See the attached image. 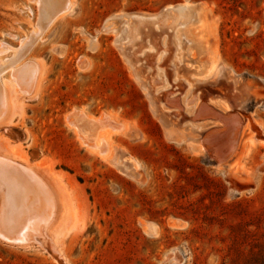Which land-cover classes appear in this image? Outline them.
Masks as SVG:
<instances>
[{"label":"rangeland","instance_id":"rangeland-1","mask_svg":"<svg viewBox=\"0 0 264 264\" xmlns=\"http://www.w3.org/2000/svg\"><path fill=\"white\" fill-rule=\"evenodd\" d=\"M65 2L0 0V162L43 177L54 205L32 243L0 238V264H264V0H71L54 19ZM185 2L216 20L222 69L193 83L192 113L172 43L160 62L159 48L142 57L164 72L151 73L150 98L127 63L141 59L137 50L118 48L103 27L113 15ZM76 112L112 113L128 126L114 142L131 168L86 149ZM218 114L224 126L206 120Z\"/></svg>","mask_w":264,"mask_h":264},{"label":"bare ground","instance_id":"bare-ground-1","mask_svg":"<svg viewBox=\"0 0 264 264\" xmlns=\"http://www.w3.org/2000/svg\"><path fill=\"white\" fill-rule=\"evenodd\" d=\"M38 1L41 5L42 0H38ZM70 1L71 0H66L65 6L62 7V9L60 10L61 12L58 13L56 12L57 14L55 15L54 19H56L61 13L66 11L67 8L69 9V6L72 4V2ZM47 5H43V6L46 7ZM205 8L206 7L203 4H193V3L185 2L178 5L166 6L160 12L155 14H128V15L126 14L125 16L118 14V15L110 16L105 21L106 23L104 24L103 27L104 29L112 31L115 34L116 42L118 41L119 45H117L116 43L115 44L118 46V48L119 46H122L123 48L125 47L133 48V52L134 50H137L136 52L138 53V57H140L141 59L139 61H137L138 59L135 60L137 62H135V64L131 66L132 62L129 60L133 58L132 57L133 54H132V56L129 55L131 59H129L127 63L130 65L129 69H131L132 73H134L133 75L134 79L141 88V90L144 92L145 96L150 98L153 97L152 94L153 92H151L152 83L150 78H151V73L154 71L156 67L158 70L157 77L160 79H164V72L162 71V69L158 66H155L154 68L150 67V65L146 63V60H144L146 58L145 56L149 54H154L156 50L159 48V52L156 53L157 56L156 59L154 60L155 62H160L162 56L166 53H169V47L171 43L175 47L174 48L175 77L183 78L188 85L187 91L185 94H183L181 100L182 103L186 106L188 113H192L194 111L198 100L196 99L193 106H191L190 108H188V106L186 105L188 93L191 91V88L193 87V83H195V81L208 80L213 76L216 77L220 75L222 69L219 64L218 54L216 50V42H215L216 20L213 19L212 17H209L207 19L203 11ZM50 22H52V19ZM199 33L201 35L200 38L196 36V34ZM157 38L160 39L161 46L157 45ZM90 42L91 43L94 42V38H92ZM197 42H200L201 45H198ZM202 53L205 54L207 57L204 60L201 58V55H203ZM126 55L125 57L128 56ZM142 57L145 58L142 59ZM16 74L15 76H17ZM36 77H40V75L39 76L36 75ZM20 82H17V84L21 85ZM212 101L223 111H228L230 108L228 102L225 99L214 98V100ZM0 107H2V105ZM154 109L157 112L156 107ZM162 109L159 110V112L162 111ZM156 114L157 113H155V115ZM74 117L77 118L76 116ZM111 119L114 120L113 116L110 113H104L98 118L97 117L93 118L88 116L87 120L84 119V121L85 120L87 121L86 124H88L89 126H91V124H94L96 129H99L100 127L102 128V126L103 127L105 126L104 128H106V125L108 127L104 130H101V128L98 130L96 137L94 136L96 140L95 141L96 145H93L94 143L91 144V142L89 143L90 140L88 142L87 140H85L86 141L85 143H86V149L89 152H91L97 157L107 160L108 162H110V164L117 167L118 165L122 164V161L121 158L117 159V157H115L112 154L113 147L112 145H110L109 142L111 139L110 136L124 133L125 128L123 125H122L123 129H122V127L119 128L120 127L119 124H118L119 127H117V125L115 124H111L109 122ZM107 120L109 121L106 122ZM164 122L165 121H163V123ZM203 122H194L195 124L190 125V129L198 130V131L202 129L204 130V128H206V126L209 124ZM81 125H82L81 127L78 126V128L76 129L79 132L78 135H81L83 138L87 137L88 139V136H91L92 129L89 128L88 125L82 128L84 125L83 124ZM73 130L75 131V129ZM170 132L171 131H169V133ZM101 142L107 144L108 148L104 146L107 149L106 151H103V147H101L102 150L101 148H99L102 145L98 147V145ZM200 146H198L195 151L202 153L203 151ZM211 147L215 152H217L218 148L216 147L214 142L211 143ZM3 162L5 161L3 160ZM32 168H28V169H32ZM38 177H39L38 175H34L30 171L25 170L23 168L22 169L13 168V167L10 168L5 166V164L3 165L0 162V238L4 239L5 242L11 241L12 243L16 242V244L17 243L21 244L26 242L29 243L30 241L32 243V240H35L36 235L39 234L41 235L40 231L43 230L42 228H40L41 223L45 221L44 219H46V216L49 214L50 211H51L50 214H52L51 205L53 204L51 203L52 200L50 199L51 198L50 194L46 189V187L44 186L45 184L40 180L41 178L43 179V177H41L40 179ZM54 208L56 207H53V211ZM44 223L47 225L48 222L47 223L44 222ZM50 224H52V222ZM144 230L150 235H155L157 233L156 226L151 223L144 225ZM50 231L48 230V235ZM34 243H36V241Z\"/></svg>","mask_w":264,"mask_h":264},{"label":"crops","instance_id":"crops-1","mask_svg":"<svg viewBox=\"0 0 264 264\" xmlns=\"http://www.w3.org/2000/svg\"><path fill=\"white\" fill-rule=\"evenodd\" d=\"M79 116H81V117H79ZM111 115H114V114H112V113H110ZM102 115V114H101ZM101 115H99V116H97V118L98 117H100ZM75 116H77V122H76V120H75V122H73L74 123V125H76L75 127H81L82 125L81 124H83L84 126L82 127V128H84V127H86L88 124H86L87 123V117L89 116V117H93V118H96L95 116H91V115H87V114H82V113H79V112H76V114H75ZM84 119H86L85 121H84ZM82 120H83V122H82ZM112 120V121H111ZM110 120V123L111 124H115V125H117V127H119V125H120V127L119 128H121L122 127V129H123V126H124V128L125 129H127L128 128V126L124 123H121L120 124V122L118 123V122H115L113 119H111ZM98 121V120H97ZM115 122V123H114ZM75 123H77V124H75ZM79 123H81V124H79ZM119 124V125H118ZM123 125V126H122ZM89 126V125H88ZM101 126V125H100ZM93 127V128H92ZM105 127V126H104ZM103 126H102V128H101V130H104V129H106V128H108L107 127V125H106V128H104ZM89 128H91L92 130H91V136H88V139H87V137H85L84 139L85 140H87V142L89 141V143L91 142V144H93V145H96V140H95V137H96V135H97V132H98V130L100 129H96L95 128V125L94 124H91V126H89ZM90 130V129H89ZM97 130V131H96ZM93 131V132H92ZM94 131H95V133H94ZM170 131V130H169ZM95 136V137H94ZM120 135H112V136H110L111 137V139H110V145H112V147H113V152H112V154L115 156V157H118V152L120 151L119 149L117 150V147H116V144H115V142H114V139L116 138V137H119ZM90 137V138H89ZM91 138H92V141H91ZM104 144V145H103ZM100 145H102V146H100ZM100 146V147H99ZM108 148V146H107V144H105V143H103V142H101L99 145H98V147L99 148H101V147H103V151H106L107 149L105 148ZM101 150H102V148H101ZM127 162V161H126Z\"/></svg>","mask_w":264,"mask_h":264},{"label":"water","instance_id":"water-1","mask_svg":"<svg viewBox=\"0 0 264 264\" xmlns=\"http://www.w3.org/2000/svg\"><path fill=\"white\" fill-rule=\"evenodd\" d=\"M242 91L243 92H247L249 91V87L248 86H243L242 87ZM207 121H210L211 123H214V124H219L221 126H224L225 125V118L223 117V115L221 114H218L217 116H213L211 118H207L206 119ZM109 120H107L106 122H108ZM110 122V121H109ZM202 151H204V149H202ZM220 156H219V159L222 160V161H226L228 158H229V150L224 148L222 146V144L220 143ZM119 155V154H118ZM119 158H122V156H120ZM127 162L124 163L123 165V169H128V168H131L130 164H126Z\"/></svg>","mask_w":264,"mask_h":264}]
</instances>
